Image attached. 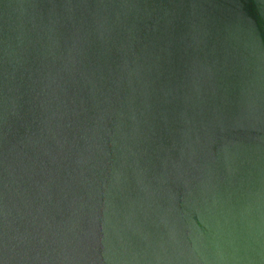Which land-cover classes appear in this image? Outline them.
Instances as JSON below:
<instances>
[{"label": "water", "instance_id": "water-1", "mask_svg": "<svg viewBox=\"0 0 264 264\" xmlns=\"http://www.w3.org/2000/svg\"><path fill=\"white\" fill-rule=\"evenodd\" d=\"M0 264H264V0H0Z\"/></svg>", "mask_w": 264, "mask_h": 264}]
</instances>
